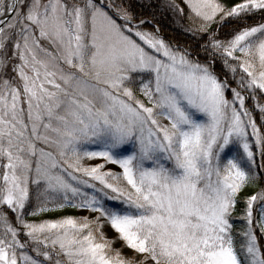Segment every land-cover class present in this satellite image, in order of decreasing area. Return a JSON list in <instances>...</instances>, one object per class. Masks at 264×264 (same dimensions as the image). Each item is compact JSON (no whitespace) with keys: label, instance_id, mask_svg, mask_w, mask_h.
<instances>
[{"label":"snow or ice","instance_id":"obj_1","mask_svg":"<svg viewBox=\"0 0 264 264\" xmlns=\"http://www.w3.org/2000/svg\"><path fill=\"white\" fill-rule=\"evenodd\" d=\"M184 2L195 48L128 0H0V69L17 61L0 80V264H264V186L234 216L264 180V0ZM65 208L97 215L26 218Z\"/></svg>","mask_w":264,"mask_h":264},{"label":"trees","instance_id":"obj_2","mask_svg":"<svg viewBox=\"0 0 264 264\" xmlns=\"http://www.w3.org/2000/svg\"><path fill=\"white\" fill-rule=\"evenodd\" d=\"M173 0H128L133 13L134 22H138L141 19L147 21L144 26H151L152 29H159V35L166 41L172 43L174 46H192L196 47L200 34L193 36L188 30L197 28L199 25V19L190 13V10L184 0H174L176 4L183 9L181 14L178 11L172 10L168 5ZM220 3L226 6H231L236 3L237 0H219ZM192 18L189 19V16ZM213 28L217 25L213 24ZM233 28L230 26V21H225V27L220 29L221 38H227L232 32ZM221 65L217 62L216 67ZM217 69V68H216ZM262 186V180L257 181L254 185H249L245 191L240 193V203L237 205L234 216H238L244 207L243 200L245 197L250 196L260 190ZM34 203V201H33ZM78 217L72 208H65L63 210H57L49 213H44L36 217L28 216V220H56L62 217Z\"/></svg>","mask_w":264,"mask_h":264},{"label":"rangeland","instance_id":"obj_3","mask_svg":"<svg viewBox=\"0 0 264 264\" xmlns=\"http://www.w3.org/2000/svg\"><path fill=\"white\" fill-rule=\"evenodd\" d=\"M138 22H136V23H138ZM250 22L254 23V21H250ZM143 27L146 30L155 31L154 29H152L151 26H144L143 25ZM226 35L229 36V34H226ZM9 56H11V50H9ZM16 62L17 61L9 60L6 68L0 69V80L5 79V78L11 79L12 77L15 76V73L12 71V65ZM216 68L217 69H215V70L217 71V73L221 76V78H223L226 75V73L224 71H222V68L220 66H218ZM261 162L262 161H261L260 157L257 156V164L259 165ZM108 168H110L114 171H118V169L113 165H109ZM262 186H264V180H262ZM246 189H247V187L243 191H245ZM74 211L78 217L87 216L89 219H94L95 215H97V214H90L88 212L77 211L76 209H74ZM103 232L105 234V237L108 240L114 241V243L112 244V249L114 252L119 251L125 259H135L137 261L143 259V257L140 254H137L134 251H132L131 249L127 248L125 243L121 239H119L118 234L115 233L109 226L106 225L103 229ZM148 264H151V261H149Z\"/></svg>","mask_w":264,"mask_h":264}]
</instances>
